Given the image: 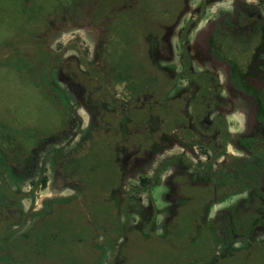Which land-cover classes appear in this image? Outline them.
<instances>
[{"label": "rangeland", "instance_id": "1", "mask_svg": "<svg viewBox=\"0 0 264 264\" xmlns=\"http://www.w3.org/2000/svg\"><path fill=\"white\" fill-rule=\"evenodd\" d=\"M72 1L73 4H77L79 1L84 4H92L90 0H31V2L30 0L28 2L26 0H0V124L6 123L11 128L18 126L21 129L37 127L43 132L47 131V134L60 132L62 128H67L68 130L66 134L60 137V140H53L41 145L35 156L36 163L35 161L33 163L35 165L32 164L31 166L33 167H28L27 170L21 171V176L13 175L0 166V177H2L0 184H6L11 190L19 191V194L24 195L19 201V206L23 213L19 214L21 212L17 207L19 216L15 225L12 224V218L8 216L10 215L8 208H5L7 205L4 202L8 200L4 201L0 196V247L2 248L6 247V241L12 236L26 237V232L32 225L34 217L47 211L50 202L70 198L77 193L71 183L64 182L63 178L55 177L54 157L74 153L79 149L81 142L84 141L95 125V117L92 116L88 107L83 103L80 89L72 85L61 74L59 69L52 67L51 78L56 84L52 94L53 96L56 94L59 99L57 106L66 112L61 114L62 117L57 114L58 109L53 98L47 97L44 83L39 79L40 76L46 78V72L51 69L50 65L46 67L48 65V54L46 51L48 48L52 51L53 57L58 59V63H65V60L72 56L74 58H82L85 55L91 61L95 58L96 31L89 28L66 26L68 28L59 29L58 33L59 26L55 28L54 24L58 23L57 21L59 20L57 17L58 8L60 6L66 7L67 5V7H72ZM123 1L117 0L120 4ZM145 1L147 2L146 4H150V10L153 13L150 15L156 16V20L162 17V23L172 22L171 19L167 21L165 12H175L177 14L180 11L179 8L177 10L171 9V4H178L179 0ZM199 1L188 0V10L182 15L180 24L176 26L175 31L190 18V11L197 7ZM244 1L247 4H259V0ZM230 3L233 4L232 2ZM109 4H111V1ZM219 6L216 4L211 5L210 12L206 15L203 22L192 28L190 42L192 44L194 66L198 69L218 71L221 81H224L226 74L219 69L213 68V64L209 61H204L202 56L204 45L209 35L206 27L216 17ZM37 35H42L41 37L45 38H36ZM73 44L81 50L70 49L65 51V47ZM171 44L174 50L173 57L166 60L162 58L163 56H160V60L168 69L176 72L180 68L177 56L178 51L175 47L177 44L176 35L171 37ZM45 85L47 88L50 87L48 84ZM187 86L189 88L190 84L186 81L181 82L174 93H178V91ZM47 93L51 94L50 88L47 89ZM221 105L222 111L227 114L231 122V130L236 131L241 128L243 130L244 114L238 106L235 104L232 106L228 101H223ZM63 118H67L68 121ZM11 133L13 134L12 131ZM184 150L182 146L172 145L171 148L158 152L156 158L150 163L136 165L132 162L123 167L125 175L122 178L121 188L114 195L115 199L119 204L123 205L122 202L126 193L138 185L141 174L150 176L164 159L168 156L179 154ZM188 155L195 162L205 160V156L198 153L197 150H195V153L188 150ZM91 160L97 165L89 173L90 178L89 182H87L88 194L83 199L84 205L80 207L76 205L70 206V212L58 211L45 224L41 222L43 225L40 230H55L60 233L58 239L49 245V250L46 251L44 256L34 257L31 250H27L24 264H91V262L93 264H189L191 257L205 255L200 253L201 245L194 249H188L191 246L190 239L185 241L182 239L178 240V242L174 243L176 245H174L170 241L166 244L165 241L163 242L158 237V235L165 232L168 219L172 215L175 206L173 202L174 195L168 191L167 185L169 178L178 169L176 164L168 166V169L163 171L158 177V185L153 191L152 198L156 205V217L152 225L149 226V219L138 214L134 210V206H128L129 217H121V222L125 221L126 224L127 230L125 232L128 234V239L123 241L125 238H120L122 245L117 246L116 252H118V255L116 257L111 252L109 255V251L100 242L101 238L90 240V244L84 245V238L90 236L92 232L89 214L93 212L98 213L99 216L102 215L101 210L102 208L104 209L102 187H104L106 182V171H113L112 164L107 160V152L100 148V144L94 146ZM136 168L137 170L135 171ZM213 169L224 175L235 170L234 166L229 164L228 159L215 164ZM42 176H46L48 179L46 187L39 182ZM33 181H35L34 184ZM1 191L2 188L0 186V194ZM132 196L137 198L136 193ZM247 196L248 192L244 191L216 203L205 218L206 224L212 228L215 241L220 243L212 251H217L220 256L231 254L238 248L246 247L253 238L259 239L264 236L262 229H255L250 226L244 228L241 234H231L230 230L233 226L229 223L228 217L230 216L228 215ZM141 199L144 205H147L150 200L144 193L141 194ZM98 209L100 210L98 211ZM185 209L183 210L184 213H182L184 218L180 221L182 229L190 227L189 216L194 208L192 205H188ZM223 209L225 210L224 213H227L226 217L221 214ZM61 225H63L65 232L57 231V228ZM150 228L155 235L152 238L144 237L145 234L150 232ZM64 234L70 236V240L65 238ZM73 234H77L74 239ZM79 234L84 236V238H79ZM121 236H125V234ZM76 238L78 239L76 240ZM177 239V234H173L172 241L175 242ZM225 242H228L226 246H224ZM176 246H181V248L176 249ZM93 249L96 250L97 257H94ZM212 255L213 253L211 252L210 256ZM238 255L244 257L245 252L241 251ZM228 259L223 260L220 264H249L244 259L238 260L237 256ZM0 263H3L1 259Z\"/></svg>", "mask_w": 264, "mask_h": 264}, {"label": "flooded vegetation", "instance_id": "2", "mask_svg": "<svg viewBox=\"0 0 264 264\" xmlns=\"http://www.w3.org/2000/svg\"><path fill=\"white\" fill-rule=\"evenodd\" d=\"M115 2V4H120L117 0ZM124 2L125 0L119 6L124 8V4H126ZM181 3L171 4V9H180L177 14L175 12H165L167 21L171 19V23H162V17L156 20L157 17L153 16L148 21L149 23L146 22L143 25V29L146 30L144 36L148 52L154 67V78L160 75L164 78V82L159 84L160 89L157 90L156 81L152 78L155 94H152L147 110L149 128L154 136L150 150L142 155H139L137 150L128 156L120 153L119 162L122 164L128 158V164L134 162L136 165H145V163L152 162L158 152H163L171 148L172 145L182 146L185 150L179 154L168 156L154 169L150 176L141 174L138 185L126 193L122 203L124 205L126 198L134 200V210L148 218L149 226L152 225L156 217V205L152 198L153 191L158 185V177L168 169V166L176 164L178 169L169 178L167 185L168 191L174 195L173 202L175 206L163 234L168 230L169 223L176 212L180 213L181 211V213H184L183 210H186L189 199L201 195L204 196L203 199L206 203L203 211V226L209 228L208 238H212L207 244L210 246L208 259L204 255L196 258L191 257L188 263L220 264L225 259L229 260L228 258L237 256L238 260L244 259L249 264H264V236L259 239L253 238L246 247L238 248L226 256H220L217 251H212L220 243L215 241L212 228L205 221L206 216L209 215L216 203L247 191L248 196L243 198L230 214L228 213V216H230L228 217L229 223L233 226L230 230L231 234H241L247 226L255 229L260 228L264 232V0H259V4H247L244 0H200L197 7L190 11V18L175 31L176 26L180 24L182 15L188 10V0H182ZM213 4L220 6L216 17L206 27L209 35L202 56L204 61L213 64V68L226 74L224 81H221L218 71L198 69L194 66V56L192 55V44L190 42L192 28L203 22L210 12V6ZM104 5L103 12L106 15H112V9L116 6L112 7L113 4ZM119 17L117 21L125 20L127 14L119 12ZM78 28L86 27L81 26ZM173 35L177 36L175 47L178 51L177 56L180 63V68L176 72H172L160 60V56H163L162 58L166 60L173 57L174 50L171 44ZM97 39L94 60L97 59ZM186 57L190 65H184V60H187ZM73 61L78 62V66L84 69L82 58H74V56L65 60V63H58L54 67L59 69L72 85L80 89L83 103L88 107L92 116L95 117V124L99 116L102 118L110 114L111 117L113 115V120L119 122L121 130L127 132L129 122L132 121L129 113L132 112L126 110L122 112L119 106L116 107L110 104L109 101L96 108L89 106L86 103L83 86L74 82L63 72L62 64H72ZM185 69L189 70L190 76L182 74ZM169 81L172 82L169 84ZM183 81L190 84L189 88L187 86L178 93H174L178 84ZM121 89L122 86H120ZM223 101L230 102L232 106L235 104L243 112V130L242 128L236 131L231 130V122L227 114L222 111L221 104ZM167 118L170 125H166V128L163 129V122ZM175 120L177 121L175 122ZM188 150L193 153L197 150L198 153L205 156V160L195 162L188 155ZM60 157H54V166L55 161ZM224 159H228L229 164L235 168L234 171L225 175L213 169L215 164ZM121 168L122 176H124L123 166ZM55 177H58L57 171H55ZM144 177L152 178L151 183L154 186L150 190L132 191L134 188H140ZM71 186L73 185L71 184ZM194 189L198 190L197 193L194 192ZM132 193H136L137 198H134L135 196H132ZM142 193L150 199L147 205L142 202ZM76 195L77 193L72 197ZM127 212H129L128 209ZM224 212L223 209L221 214L226 217L227 213ZM120 216L126 217L123 209L120 211ZM123 230H127L126 226ZM149 231L153 232L151 228ZM122 238L126 239L125 236ZM195 240L196 238L191 237V246L188 249L193 246L197 247L198 243H195L197 241ZM227 243L225 242L224 246ZM103 245L110 255L111 251L105 244ZM120 245L122 244L119 239L117 246ZM98 247L102 249L99 245ZM180 248L181 246H176V249ZM241 251L245 252L244 257L238 255ZM211 252L213 253L212 256H210ZM117 255L118 252H116Z\"/></svg>", "mask_w": 264, "mask_h": 264}, {"label": "trees", "instance_id": "3", "mask_svg": "<svg viewBox=\"0 0 264 264\" xmlns=\"http://www.w3.org/2000/svg\"><path fill=\"white\" fill-rule=\"evenodd\" d=\"M26 1L28 2V0ZM110 1L113 4L112 7L116 6V8L112 9V15H106L103 12V7L105 6L104 4H109ZM115 1L90 0L92 4H84L81 1L73 4L72 1V7H67V5L66 7L60 6L58 8L59 12L57 17L59 20L57 21L58 23L53 24L55 28L59 26L58 33L59 29L68 28L66 26H82L97 32V59L90 62L85 56H82L84 69L78 66V62L73 61L72 64H62L63 72L74 82L83 86L85 89L86 103L89 106L96 108L104 102L109 101L110 104L116 107L119 106L122 112H125V110L128 112L131 111L132 113H129V115L132 117V121L129 122V130L123 132L119 126V122L112 119L113 115L111 117L108 114L107 117L103 116L102 118L99 116L88 136L81 142L80 148L74 153L63 155L55 161L58 177L63 178L64 182L71 183L76 189L77 195L72 198L52 201L48 206L47 212H42L34 217L32 225H30L26 232V237L19 235L10 237L6 241V247H0V259L3 262L0 264H24V257L27 256V250H31L34 257L44 256L46 251L49 250V245L57 241L59 232L55 230L41 231L40 227L56 212H70V206L76 205L80 207L84 205L83 199L88 194L87 182H89L90 178L89 173L97 165L92 162L91 153L94 146L98 144H100L101 149L107 152V160L112 164L113 171H106V182L104 187H102L104 201V209L102 208L101 210L102 215L99 216L98 213L90 212L89 220L92 224V232L90 236L85 238L79 234V238L85 239L83 241L85 242L84 245L87 243L90 244V240L101 238L100 242L105 244L115 256L118 241L123 237L121 235L125 234L126 239L124 241L127 240L128 234L123 230L126 224L120 221V211L123 209L124 215L129 217L127 212L128 206H134L135 202L130 198H126L122 206L114 197L122 185L123 176L121 167L126 166L129 162L128 158H126L120 164L119 154L128 156L137 150L138 154L142 155L150 150L154 136L149 128L147 110L150 105V98L152 94H155L152 78L156 81L157 90L160 89L159 84L164 82V78L160 75L154 78V67L144 36L146 30L143 29V25L154 16L150 15L153 14L150 10V4H146L147 2L145 0H125L124 3L126 4H124L123 8V6H119L121 4H115ZM179 1L178 4H182V1ZM119 12L127 14V18L117 21L120 18ZM148 30L150 31V29ZM41 36L37 35L36 38H45ZM65 48L66 50L71 48H75L78 51L81 50L75 44ZM46 51L48 54V65L46 67L50 65L51 69L49 72H46V78L40 76L39 79L44 83L47 97L53 98L56 104L55 106L58 109L57 114L62 117L61 114L66 112L57 106L59 99L56 94H54L56 97L52 94L55 83L51 78V71L58 62L56 57H53L50 48ZM184 65H190L188 58L184 60ZM182 74H188L190 76L188 69H185ZM171 82L169 81V84ZM45 84L50 86L51 94L47 93V89L49 88ZM120 86H122L121 90ZM67 118L69 119L68 116ZM67 118L63 119L67 120ZM163 123V129L166 128V125H170L168 118ZM9 127L6 123L0 124V166L4 170L17 176H21L20 172L27 170L28 166L29 168L32 167L31 165L34 163L36 152L41 145L57 140L67 130V128H62L61 131L58 130L60 132L47 134V131L43 132L37 127L21 129L18 126H13L8 129ZM151 179L148 177L142 178L140 188H134L132 191L150 190L154 186L151 183ZM39 182L42 186L46 187L48 179L46 176H42ZM34 183L35 181H33ZM0 186L2 188L0 196L4 201L8 200L4 202L7 205L5 208H8L10 212L8 216L12 218V224L15 225L17 224L19 214L23 213L19 206V201L23 197V194H19V191L11 190L6 184H0ZM197 191L194 189L195 193ZM203 197L197 195V198L192 197L188 201V205H192L194 208L191 210L190 213L192 214L189 216L190 227L186 229L180 227V221L184 217H182L181 211L180 213L176 212L169 223L170 226L166 233L158 237L163 242L165 241L166 244L169 241L176 243L181 239L185 241L191 239V237L196 238L197 241L195 240V243L201 245L200 253L202 255L205 254L204 256L208 259L210 246L207 244L212 238H208L210 234L209 228L203 226V211L206 207ZM17 207L21 213H19ZM44 226L47 227L48 225ZM62 227L63 225L57 228V231L61 230L65 232L64 227ZM173 234H177L178 236L175 242L172 241ZM153 235H155L153 232H148L144 237L152 238ZM76 236L77 234H73V239ZM64 237L69 240L71 238L65 234ZM194 248L196 246L190 249ZM92 253L94 257H97L96 252ZM199 256H195V258ZM91 264L93 263L91 262Z\"/></svg>", "mask_w": 264, "mask_h": 264}]
</instances>
